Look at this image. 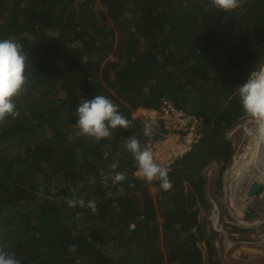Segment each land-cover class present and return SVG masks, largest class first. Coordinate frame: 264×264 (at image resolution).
<instances>
[{
	"label": "trees",
	"instance_id": "trees-1",
	"mask_svg": "<svg viewBox=\"0 0 264 264\" xmlns=\"http://www.w3.org/2000/svg\"><path fill=\"white\" fill-rule=\"evenodd\" d=\"M209 3L0 0V40L18 41L27 56V81L15 98L20 114L0 126V247L21 264H102L125 228L123 215L140 209L151 211V228L133 234L114 264L252 262L244 245L256 242V229L227 225L219 199L228 196L226 172L258 130L245 126L253 118L238 86L264 66V0H244L227 13ZM97 95L132 126L100 141L80 135L76 110ZM164 99L203 119V127L168 173L172 188L159 181L152 194L126 142L135 136L143 149L166 135L141 112H158ZM212 164L219 172L208 177ZM115 171L126 179L114 182ZM72 198L85 206L69 207ZM216 206L230 243L243 250L231 262L211 218ZM256 259L264 264L263 255Z\"/></svg>",
	"mask_w": 264,
	"mask_h": 264
},
{
	"label": "clouds",
	"instance_id": "clouds-1",
	"mask_svg": "<svg viewBox=\"0 0 264 264\" xmlns=\"http://www.w3.org/2000/svg\"><path fill=\"white\" fill-rule=\"evenodd\" d=\"M243 2L244 0H210L207 7L227 13L239 9ZM26 61L27 56L18 41L14 39L0 40V126H3L9 117L15 119L20 114L15 98L23 93L27 81ZM238 91L244 111L253 118L259 129L264 130V66L251 71L247 80L238 86ZM76 115L78 117L76 126L80 130V135L94 138L96 141L110 138L114 129L123 128L128 130L132 126V122L118 110V106L111 99L102 95H97L93 99H84L78 106ZM154 125L155 122L145 123L143 134L146 137L153 134ZM126 147L133 154L136 161L137 177L140 176L139 178L149 183L159 180L160 187L164 190L172 188L173 185L168 175L169 169L157 162L154 153L150 149H142L138 138L135 136L129 137ZM117 168V163L112 164L113 170ZM125 179L123 173L114 172V182H121ZM67 203L71 208L78 205L85 206V201L82 198L67 199ZM87 207L93 213L97 211L94 200L88 201ZM213 215L214 218L219 215L217 206ZM0 264H21V261L14 253L6 252L0 247Z\"/></svg>",
	"mask_w": 264,
	"mask_h": 264
},
{
	"label": "built area",
	"instance_id": "built-area-1",
	"mask_svg": "<svg viewBox=\"0 0 264 264\" xmlns=\"http://www.w3.org/2000/svg\"><path fill=\"white\" fill-rule=\"evenodd\" d=\"M162 102L158 112L148 110L141 112L163 126L166 135L150 143L148 149L154 153L161 166L173 172L176 163L189 154L193 150V145L201 139L198 131L203 127V119L178 109L173 100L164 99ZM158 182L159 180L147 182L152 192L157 191Z\"/></svg>",
	"mask_w": 264,
	"mask_h": 264
},
{
	"label": "rangeland",
	"instance_id": "rangeland-1",
	"mask_svg": "<svg viewBox=\"0 0 264 264\" xmlns=\"http://www.w3.org/2000/svg\"><path fill=\"white\" fill-rule=\"evenodd\" d=\"M245 126H250L251 129H252L253 127L257 126V124H256V122L253 119H249L246 122ZM239 129L240 128H237L235 131H233L230 134V136L231 137L234 136ZM260 130L261 129H259V127H258V130H257L256 134L250 139L249 144H248V146H247V148L245 150V153H243L238 159H236V162L234 163L233 167L230 169V172H229L230 173L229 174L230 177H229V182H228V186H227L228 197L224 196L223 199H219V201L224 205V208L226 210V216H227L226 222H227L228 225H232V226L233 225H237V226L245 227L247 229H250V228H255L256 229V233H255V236L257 237L256 242L253 245H251V246L247 245V244L244 245L245 248H246L245 255L250 256L248 258H251L252 262L248 261V260H245V261L241 262V264H249V263L255 264L254 262H256V260H257L256 257H258V255H263L264 256V253H263V251H264V232L261 230V227L264 224V211L263 212L259 211L261 208H264V206L257 207L254 210H251L253 213L255 212L257 215L254 218L251 217L252 219H249L250 217L247 218V212L248 211H245V212H242V213L238 212L233 207V203L231 202L232 196L235 195V192H236V189H237V186H238V178H239V176H237V174L235 172V167L240 163V159L246 156V154L248 153V148L250 147V143L258 135ZM205 172L207 173L208 177H211L213 174H217L219 172V169H218V167L216 165H213L210 168L206 169ZM149 190H150V192L152 194L156 193V192H152L151 191L152 189L150 187H149ZM145 210H147V209H145ZM147 211H149V210H147ZM149 212L151 213V211H149ZM136 213H139V211L134 212V214H136ZM129 216H127V217H129ZM151 219L149 221L146 220V222L140 223V227H139L140 229L139 230L140 231H143V230L149 231L150 228H151V226H150ZM212 219H214V215L212 216ZM143 224H145V225H143ZM213 225H214V227L216 228L217 231H219L223 235H225V231L223 230V226L222 225H219V224H217L215 222L213 223ZM224 245H225V251H224V254H223V258L225 259V261L231 262L233 259L239 258L240 256H242L243 250L241 248H238V247L236 248V244L234 242L230 243L228 238L224 239ZM108 253H109L108 250L103 253V255H102V264H104V262L107 261L106 257L109 255Z\"/></svg>",
	"mask_w": 264,
	"mask_h": 264
},
{
	"label": "bare ground",
	"instance_id": "bare-ground-1",
	"mask_svg": "<svg viewBox=\"0 0 264 264\" xmlns=\"http://www.w3.org/2000/svg\"><path fill=\"white\" fill-rule=\"evenodd\" d=\"M263 150H264V130H260L258 135L250 143V147L248 148V153L246 154V156L241 158L240 163L235 167V172L237 176H239V178H238V186H237L235 195L232 196L231 202L233 203V207L240 213L253 210L249 205L254 202V201L246 202L244 200V197L239 193L242 189L240 180L242 184L244 185L248 179H251L253 176L258 175L261 178V180L264 182V168H263L264 163L262 161ZM243 153H245V151ZM213 165L215 164H212L211 166ZM229 177H230L229 172H226L225 174L226 184L224 183L226 194H228L227 186L229 182ZM263 199H264V196H263ZM259 207H262V206H259ZM150 217H151L150 214H148V211L145 209H141L139 213L132 214L129 217L126 216L127 225L121 232L120 237H118V240H116L113 244H110L105 248V252L108 250L109 255L106 257L107 261L104 262V264H110V263L114 264V261L123 255V251L125 248V242L127 241V239L134 233V231H136L137 229H140L139 228L140 223L146 222V220L149 221ZM226 220H227V216H226ZM214 222L221 225L219 215H217L213 219V223ZM233 226H236V225H233ZM223 230H224V226H223ZM221 236L224 242V239L227 238L226 233L225 235L221 233Z\"/></svg>",
	"mask_w": 264,
	"mask_h": 264
},
{
	"label": "water",
	"instance_id": "water-1",
	"mask_svg": "<svg viewBox=\"0 0 264 264\" xmlns=\"http://www.w3.org/2000/svg\"><path fill=\"white\" fill-rule=\"evenodd\" d=\"M262 161L264 163V150H263V155H262ZM240 184L242 186V189H241V191L239 193L244 197V200L246 202L254 201L252 204L249 205L253 210L256 207L264 206V199H263V196H264V182L261 180V178L258 175L257 176H253L251 179H248L244 185L242 184V182L240 180ZM139 211H141V209ZM148 214H150V216H151L150 219H151L152 218V214L149 211H148ZM126 216H129V215H123V219L125 221V226L127 225ZM138 231H140V230L138 229L137 231H134V233L138 232ZM120 235L118 237H120ZM118 237H117L116 240H118ZM128 239H127V241H128ZM127 241L125 242V247L127 245Z\"/></svg>",
	"mask_w": 264,
	"mask_h": 264
}]
</instances>
